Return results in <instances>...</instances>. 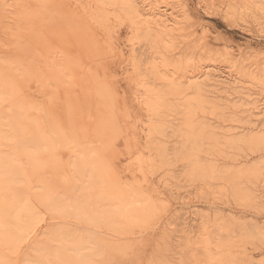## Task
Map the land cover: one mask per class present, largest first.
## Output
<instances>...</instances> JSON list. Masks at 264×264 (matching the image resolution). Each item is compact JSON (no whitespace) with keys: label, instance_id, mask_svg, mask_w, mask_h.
Returning <instances> with one entry per match:
<instances>
[{"label":"rangeland","instance_id":"rangeland-1","mask_svg":"<svg viewBox=\"0 0 264 264\" xmlns=\"http://www.w3.org/2000/svg\"><path fill=\"white\" fill-rule=\"evenodd\" d=\"M25 1L29 6L32 5L30 7L33 8L34 15L43 11L46 13H44L46 18L40 19L44 17L43 12L42 16L41 14L37 15L38 20L36 16H30L31 20L35 21L33 25V21L30 24L28 18L27 29H24L19 41L22 47L16 49L13 45V38L17 34L15 31L17 21L14 8L11 5L12 1L0 0V6L4 11L1 26L7 28L4 31L0 27V81H6L13 86L17 85V96L14 95L16 96L14 99L19 101L21 98L20 101L26 102L27 105L30 104L29 106L34 103L31 110L29 109L25 115L24 130L18 136L13 137L14 132L9 123L4 121L5 123L0 127L8 139L11 137L4 145L6 148L1 146L0 150L11 152L16 149L19 153V145L29 141L28 148L36 151L35 160L29 161L26 165L18 164L22 170L20 175L11 173L5 177L0 176L1 183L6 185H9L11 176L17 180L15 184L8 187L9 194L12 190H16V193H21V191L32 193L40 179L45 177L55 185V178L60 173L69 171L68 160H74L79 156L75 151L78 152L83 143H89L92 149L96 147L97 152L100 148L102 149V152L100 151L103 156L102 165L108 176L115 181L114 190L116 189L117 194L123 198L132 196V181L140 184L143 191L150 194L154 202V213L141 223L131 225L124 233H113L99 226L95 228L98 231L97 234L116 239L123 245V250L118 252L119 255L118 253L111 255L103 252L99 242H96L93 249L95 255L92 258L94 262L96 261L95 264H209L208 255L214 257L224 255L230 259V264H264L263 183L250 186L253 189L251 192H254V195L258 197L242 200L235 196L223 178L208 181L190 179L187 175V164L174 155L170 156L171 165L148 167L146 156L152 151L146 147V142L151 138L147 135L148 129L145 124H148L149 116L146 114L147 111H143L144 103L140 102L142 101L140 100L141 95L144 93L143 89L136 88L135 79H132L135 77L131 76L134 73L131 70V60H134L131 58V53L136 56L137 60H144L141 68H145L147 66L145 63L146 54L152 52L148 41L134 33L129 25L123 22V14L117 9H111V19L108 21L107 28L100 25L93 18V12L97 10L93 0ZM184 2L190 18L175 37L164 42L166 46H160L156 51L158 54L156 57H162L170 62L168 65L161 66L167 74L176 76L186 70H199L211 63L219 64L222 67L225 65L226 68L228 62L232 61L234 62L233 70H230V73L233 74L232 77L243 76L242 74H245L246 71L255 69L260 72V80L264 79V21L262 18L259 19V16L252 13V10H239L237 13L231 14L226 12L225 5L220 8H206L202 0H184ZM179 12L178 14L182 18L183 13ZM82 19L88 23H84V21L82 23ZM28 23L31 26L28 27ZM202 28L208 33L203 40H200ZM61 49H66V52H70L69 54L73 57L77 56L81 60L82 66L72 72L61 71L64 73L59 79H54L48 74L43 78V74L46 72L31 74L32 77L29 76L30 78L26 77V79L15 78L10 72V65L3 62L8 58L14 59V54L17 53L29 60L30 58L42 60L43 55L58 56ZM228 51L229 54H227ZM229 55L234 58L228 59ZM38 62V64L34 62V66L42 69L40 61ZM177 62L179 64H175ZM88 67H91L92 70L95 69L97 73L94 70L95 74L92 70L90 73L87 70ZM40 74L48 87L43 90L41 84L44 82L39 83ZM92 74L93 76H91ZM96 74L98 77L94 76ZM48 76L51 77L47 78ZM95 77L103 79L101 82L104 84L108 83L107 79L115 84L113 86L110 81L107 84H112L113 87L109 86V88L115 90V96H112L116 103L112 97L115 106L114 103H111L113 105L111 111L102 110L100 105L98 106V97L95 98L97 93L90 83L91 78ZM129 80L132 82L130 83ZM48 84L50 86L53 84L56 88H53L54 86L49 88ZM90 89L91 92L93 91L92 93ZM25 96H28L26 100L23 99ZM180 97L185 98L182 95ZM258 100L260 103L264 101V90ZM10 105L9 101H0V116L5 120L14 117L13 115L16 116V109H13L15 107L11 105L13 108L10 109ZM123 112L125 115L121 114ZM196 113L195 119L210 124L215 135L222 141L218 146L219 152H201V158L212 164L214 162L219 166L222 164V167L227 163L229 165L246 162L248 165L262 163L261 171L264 172V157L262 160L258 159L261 153L264 154V146L252 150L244 145L229 147L225 144V141L232 138L230 134L236 131L247 132L250 130L251 133L257 131L262 134L263 130L264 133V120L249 122L246 118L247 113L241 106H233L222 113H212L208 108L197 110ZM126 114L128 118L125 117ZM172 118L175 117H169V119ZM173 122L177 123L178 121ZM252 127L255 129L253 132L250 129ZM164 133L162 137L156 136L151 141L164 142L170 152L177 145L179 149L180 143H182L181 138L173 135L170 129ZM49 134L56 138L59 149L56 147L52 151ZM87 140H89L88 143ZM95 142L97 144H93ZM7 144L10 145V148L7 147ZM99 144L100 148H98ZM208 146L209 144L205 143L204 147ZM71 153H76L73 158ZM138 155L141 157V162L134 159ZM96 190L98 191L99 188ZM4 199L7 198L1 195L0 200ZM8 200L7 204H10L12 200L9 198ZM37 208L39 212L35 210L37 213L32 216L33 218L38 217L34 218V221H37L31 223L30 227L33 230L27 229L29 234L24 239H17V242L15 241L13 244L10 242V247L7 248L6 244L9 242L6 243L4 239L5 242L2 243L1 239L5 238V234L0 231V238L2 237L0 239V258H2L0 261H3L0 262L1 264H36L39 252H41L40 256L44 258L48 253L46 250L49 253L47 260L45 257L42 264H52L55 245H58L53 240H51L53 243L49 244L46 237L49 238L55 228L58 231L60 229V232L64 230V233L68 228L72 231L78 229L82 233L91 230L87 228L89 225L85 224L82 219L77 221L74 217H70L73 215L67 216L64 213L58 216L53 214V217L52 214L49 216L50 213L46 214L45 211H42L40 206ZM22 214L27 220V215ZM48 218H53V220ZM223 225L226 229L223 228ZM65 228L67 229L65 230ZM95 229L93 228V230ZM241 235L247 238L243 239ZM39 239L38 247L40 249L33 251L30 245ZM45 240L46 243H42L43 247L45 245V249H42L40 245ZM204 240L210 243L205 244ZM219 242L228 245L221 249L217 246ZM30 259H35V262L34 260L31 262ZM63 264L67 263L63 262Z\"/></svg>","mask_w":264,"mask_h":264},{"label":"bare ground","instance_id":"bare-ground-1","mask_svg":"<svg viewBox=\"0 0 264 264\" xmlns=\"http://www.w3.org/2000/svg\"><path fill=\"white\" fill-rule=\"evenodd\" d=\"M11 1L17 21L15 30L17 34H15L13 38V45L16 49H20L22 47L19 43L20 39L22 38L21 34L23 33L24 29H27V21H29V19V23L33 21V19L31 20L30 16H33L35 12L32 10L33 8L30 7L32 5L29 6L25 0ZM93 1L97 9L95 12H93V18L100 25H103L107 28L108 21L111 19V9H117L123 14V22H126V24L129 25L130 29L134 33L139 35L142 39L148 41L150 48L152 49L151 53L146 54L147 56L145 63L147 66H145V68H141V64L144 60H137L136 56L131 53V58L134 59L131 60V70L134 72L131 74V76L134 75L135 77L131 78L135 79V84L137 85L136 88L140 87L143 89L142 92H144V95H141V99L140 96L138 97L140 100H142L140 102L144 103L145 109H147H144L143 111H147L146 114L149 116V122L148 124H145V126L147 125L146 128L148 129L147 135L152 140V138L156 136L162 137V135L165 134L164 132H166L167 129H170L173 135H175L177 138H181L182 143H180L179 149L178 145L176 144L177 146L170 152L168 146H166L164 142H158L159 140H150L146 142V147L149 151H152V153H147L146 161L148 160L149 164V166H147L149 168H156L163 167L164 165H171L170 156L174 155L176 158L183 160L187 164V175L190 177V179L208 181L212 179L215 180L217 178H223L229 184L231 191L234 192L237 198L243 200L245 198L249 199L250 197H258L257 195H254V192H251L253 189L250 186H257L256 183L258 185L263 183L262 186L264 185V172L261 171L263 164L256 163L253 165H248L247 162H243L244 164L231 163V165H229V163H227V165L225 164L226 166L224 165L225 167H222V164L219 166L215 162L212 164L211 162L205 161V159L201 158L200 156L201 152H219L218 146L222 143V141H220L215 135V131L213 128H211L210 124L195 119V115L197 114V110L200 109L202 110L208 108L212 113H222L233 106H241L244 108V112L247 113L246 118H248L247 120L249 122L264 120V101L260 103V99L258 100L260 94H262L264 90V79L260 80V72L255 71V69H251L246 71L245 74H242L243 76L232 77L233 74L230 73V70H233L234 62L229 61L226 68L225 65L222 67L219 64L211 63L208 66L200 68L199 70H186L176 76H171L167 74L166 71H164L165 69L163 67H161L163 65L170 64V62H167L162 57H156L158 55L156 51L160 48V46H166L164 42L175 37L176 33H179L180 30L183 29L184 23H186L190 18L184 0ZM202 1L206 8H220L225 5L226 12H230L231 14L237 13L239 10H252V13H255L259 16V19L262 18L264 21V0ZM176 8L178 9L176 10ZM179 11L183 13L182 18H180L178 14L180 13ZM44 13L45 12H43V16ZM3 15L4 11L0 6V27H2L1 24ZM37 15L34 16L37 17ZM44 18L46 17L44 16L40 19L43 20ZM36 19L38 20V17ZM84 20H81L82 23ZM29 23L28 27L31 26V23ZM34 23L35 21H33L32 25ZM84 23L88 22L84 21ZM2 28L4 31L7 29L4 26ZM206 33L208 32H205L204 28H202L203 36L201 35L200 40H203V38L206 37ZM59 51L60 49L58 52ZM62 51L58 54V56L55 57H47L43 55L42 60L36 59L37 61L34 58V60L30 58V61L28 58H24L17 53L14 54V59H3V62H6L7 65H10V72L15 76V78L26 79V77L30 78L29 76H31V74L34 75V73L46 72L43 74V78L48 74L53 76L54 79H59L62 78L61 75L64 73H61V71L72 72L76 71L82 66L81 60L77 58V56H74V58L71 54H69L70 52H66V49H63ZM229 53L230 52L228 51L227 54ZM227 54L224 55L228 56ZM9 56L10 54L8 57ZM229 57L228 59L234 58V56L230 58ZM38 61H40L42 69H39L38 66H34V62H37L38 64ZM175 64L179 63L177 62ZM87 70L90 72L92 68L88 67ZM93 70L96 71L95 69ZM95 73H97V71ZM40 76L41 78L39 83H42L44 82L42 79V74H40ZM51 76H48L47 78H50ZM91 76H93V74ZM94 76H97V74ZM230 77L232 79H229ZM36 78H39V76H36ZM101 80L103 82V79H97L96 77L93 79L91 78V87L94 86L93 88H95V92L97 93L96 95L93 93V95H95V98L98 97V99H96L98 100V106L100 105V109L111 111L113 109L112 104L116 100L114 98L115 90H112V88H109V86L113 87L115 84L109 80L113 86H111L112 84L107 85L109 84L108 79L107 84L102 83ZM131 80H129L130 83L132 82ZM44 84H41L42 90L44 88L46 89L47 87V85L45 84V86ZM51 85L54 86L53 84ZM16 86H13L6 81H0V101H9L11 105L15 107L13 108L10 105V109H16L17 112L16 116L13 115L14 117H10L8 120H5L4 117L0 116V127L5 122L9 123L11 129L14 132L13 137L18 136L23 132L25 115L29 109L31 110V106L34 104L32 103L31 106H29L30 104L27 105L26 102H21V98H19V101L14 99L17 96ZM48 86L49 88L52 87L49 84ZM56 87H58V85H56ZM56 87L54 86L53 88ZM39 88L41 89L40 85ZM134 95H136L135 92ZM181 95L185 98L182 99L180 97ZM27 97L25 96L23 99L26 100ZM111 98L114 100V102H112ZM127 112L129 111L127 110ZM124 113L125 112L121 114ZM170 116H174L175 118L169 119ZM125 117L128 118L127 114ZM175 120L178 122L174 123L173 121ZM250 129H252V132L255 130L254 127ZM49 135L52 151L54 148L56 149V147L59 149L56 138L51 134ZM230 136H232V138L225 141V144L229 147H238V145H244L245 147H249L253 150V148L259 149L261 146H264L263 130L262 134L257 131L251 133L250 130H247V132L236 131L230 134ZM10 139H8V136L5 134L4 130L0 129V148L1 146H4L6 143H8ZM86 142L88 143L89 140ZM28 143L29 141L23 142L21 145H19V153L16 151V149L12 150L11 152H6L2 149L0 150V176L5 177L11 175V173L20 175L22 170L18 167V164L26 165L29 161L36 159V151L34 149H29L27 146ZM205 143L209 144L207 148L204 147ZM93 144L97 143L95 142ZM98 146V148H100V144ZM4 147L6 148V146ZM7 147L10 148V145L7 144ZM100 151L102 152L101 148L97 152L96 147L92 149V146H90L89 143H83L78 152L75 151L79 154V156L74 158V160H68L69 171L63 172L62 174L60 173V175L55 178V185L52 184L51 180L46 179V177L42 178L32 193H26V191L16 193V190H12L11 194H9L10 189L8 187L15 184L17 180L11 176V179H9V185L1 183L2 181L0 180V196L4 195V197L7 198L6 200H0V231L4 232L5 234V238L3 237V240L1 239L2 237L0 238L2 243L3 241L5 242V240L6 243L9 242V244H6L7 248H9L10 242L13 244L17 239H24L29 234L27 229L31 228L30 225L34 221L35 217L33 218L32 216L37 213V207L40 206L42 211H45L46 214L50 213L49 216L51 214V216H53V214H57L59 216L60 214L63 215L64 213L67 216L73 215L70 217H74L77 219V221L82 219L85 221V224L89 225L87 228L91 229L90 231L86 229L87 231L82 233L81 231L79 232L78 229V232H76L77 230L72 231L71 229L69 230V228H65V230L67 229V232L64 233L65 231L63 230L64 232L62 231V233L60 232V229L58 231L55 228L57 231L54 230V232H50L51 234L49 238L46 237L47 242L51 244V242L53 243V241H56L58 245H55L56 249H54L53 252L54 261L52 264H63V262H66L67 264H95L96 261L94 262L92 258L95 255L93 249L96 242H99L103 252L110 253L111 255L122 251V244H120L116 239L113 240L111 238H107L105 236L103 237L102 235L97 234L98 231H96L97 229L95 228L99 226L113 233H124L128 227H131L133 224L141 223L147 219L150 214L154 213V202L152 201L150 194L143 191V187L140 184L132 181V196L129 198H123L117 194L115 191L116 189L114 190L115 181L108 176L105 167L102 165L101 159L103 156ZM76 153L70 154L72 155V158ZM153 154L154 156H152ZM259 156L260 157L258 159L262 160L264 154L261 153ZM140 158V155H138L134 159L141 162ZM54 187H57V189H54ZM97 188H99L98 191L96 190ZM58 189L60 191H57ZM8 198L12 200L10 204H7V201H9ZM253 198L252 200H254ZM22 213L27 215V220L24 219ZM49 220H53V218ZM36 221L37 220L34 222ZM93 228L95 230H93ZM223 228L226 229L224 225ZM243 235H241L243 239L247 238ZM46 240L41 242L40 246H42V249H45V245L43 247L42 243H46ZM39 242L40 239L30 245L33 251H38L40 249L38 247ZM203 243L209 244L210 242L204 240ZM227 245V243L222 242L217 244V246L221 249ZM14 249L12 250L13 252ZM46 252L49 253L47 250ZM34 253L37 254V252ZM40 253L41 252H39V256L41 255ZM48 253L45 254L48 256ZM39 256L37 255L36 257L38 258L37 260L39 264H42V261L45 257L47 260V256L44 255V258ZM1 259L2 258H0V260ZM207 259L209 264H230V259H228V257H224V255L217 257L208 255ZM32 260L35 262V259ZM23 261L25 262V260Z\"/></svg>","mask_w":264,"mask_h":264}]
</instances>
